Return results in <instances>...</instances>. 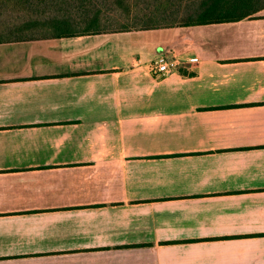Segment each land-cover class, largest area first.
Returning <instances> with one entry per match:
<instances>
[{
	"label": "crops",
	"instance_id": "1",
	"mask_svg": "<svg viewBox=\"0 0 264 264\" xmlns=\"http://www.w3.org/2000/svg\"><path fill=\"white\" fill-rule=\"evenodd\" d=\"M0 264H264V8L0 42Z\"/></svg>",
	"mask_w": 264,
	"mask_h": 264
},
{
	"label": "trees",
	"instance_id": "2",
	"mask_svg": "<svg viewBox=\"0 0 264 264\" xmlns=\"http://www.w3.org/2000/svg\"><path fill=\"white\" fill-rule=\"evenodd\" d=\"M175 2L184 3V8ZM262 8L264 0H0V42L27 39L7 40L2 36L35 28L61 37L236 21ZM105 9L120 11L126 20L119 28L104 27Z\"/></svg>",
	"mask_w": 264,
	"mask_h": 264
},
{
	"label": "rangeland",
	"instance_id": "3",
	"mask_svg": "<svg viewBox=\"0 0 264 264\" xmlns=\"http://www.w3.org/2000/svg\"><path fill=\"white\" fill-rule=\"evenodd\" d=\"M182 2L181 3L180 2H175V3H179L180 4V8H184L185 4L182 3ZM175 3H172V4H175ZM141 4L143 5L144 3H141ZM141 4H139L138 6H140ZM130 5L131 6H136L131 1H130ZM147 6H154V5L153 4H149ZM105 11H106V13L102 17V22H103L104 27L113 28V29L119 28L122 25V23L126 20V17L120 11H118V12H108L106 9H105ZM48 31L49 30H46V29L35 28V29H32V30L24 31V32L22 31V32H17V33H13V34H8V35H4L3 34V36H2L3 38L2 39H7L8 40V39H15V38L16 39H19V38H27V39L36 38V36H44Z\"/></svg>",
	"mask_w": 264,
	"mask_h": 264
},
{
	"label": "built area",
	"instance_id": "4",
	"mask_svg": "<svg viewBox=\"0 0 264 264\" xmlns=\"http://www.w3.org/2000/svg\"><path fill=\"white\" fill-rule=\"evenodd\" d=\"M189 61H196V58L192 57ZM179 63V58L175 56L171 57L169 54L161 52L151 64L150 69L154 76L162 78L170 74Z\"/></svg>",
	"mask_w": 264,
	"mask_h": 264
}]
</instances>
